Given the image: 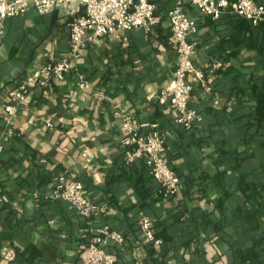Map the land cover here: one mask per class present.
<instances>
[{"label":"crops","instance_id":"1","mask_svg":"<svg viewBox=\"0 0 264 264\" xmlns=\"http://www.w3.org/2000/svg\"><path fill=\"white\" fill-rule=\"evenodd\" d=\"M152 1L159 24L149 33L134 28L85 41L47 95L30 93L12 136L1 135L7 91L67 53L71 17L61 7L44 14L29 8L4 21L0 250L13 247L16 256L7 261L0 253V264H81L77 249L102 223L127 235L126 245L107 247L117 264H264V23L233 14L214 20L184 5L198 23L188 37L192 61L211 81L210 89L198 84L191 92L200 119L183 130L160 97L176 66L166 13L177 0ZM216 61L223 65L213 67ZM115 104L165 134L164 157L181 180L175 195L158 192L143 158L127 159ZM65 170L108 204L103 216L86 219L69 203L47 199ZM146 213L163 239L155 249L138 223Z\"/></svg>","mask_w":264,"mask_h":264},{"label":"built area","instance_id":"2","mask_svg":"<svg viewBox=\"0 0 264 264\" xmlns=\"http://www.w3.org/2000/svg\"><path fill=\"white\" fill-rule=\"evenodd\" d=\"M186 3L214 20L224 14H233L249 20L254 26L264 23V5L256 0H177L167 11L169 42L176 53V66L169 85L161 90L160 97L168 101L169 108L175 113V124L183 130L191 129L193 123L200 119L198 111L189 105L191 92L198 84L210 89L208 83L211 81V77L206 78L204 70L196 67L192 61L195 43L188 37L197 31L198 23L186 13ZM54 7L63 8L71 17L68 23V51L59 60H50L43 65L38 75L26 76L8 89L7 99L1 105L3 136L15 133L18 112L28 102L33 90L38 89L47 95L52 82L65 77L71 63L80 57L85 41L111 35L119 37L120 32L134 28H142L149 33L160 22L152 0H0V38L6 19L22 16L29 8L44 14ZM212 65L218 68L223 63L216 61ZM80 85H86L85 80ZM93 95L95 98L102 96L99 91ZM112 109L121 126L120 143L125 148L127 159L143 158L149 173L158 181L160 192L166 196L175 195L180 179L164 157L166 136L158 129V124L142 123L118 104L112 105ZM86 160L89 158L86 157ZM47 199L63 200L80 216L90 220L107 212V206L96 202L78 175L71 171H62L57 176ZM138 223L143 241L158 245L160 239L154 235L152 219L141 214ZM126 241L127 237L121 231L100 224L90 231L86 241L77 249L78 258L81 264H117L115 253L107 250V247L124 246ZM0 253L1 258L7 261L16 256L15 249L8 246L2 247Z\"/></svg>","mask_w":264,"mask_h":264},{"label":"trees","instance_id":"3","mask_svg":"<svg viewBox=\"0 0 264 264\" xmlns=\"http://www.w3.org/2000/svg\"><path fill=\"white\" fill-rule=\"evenodd\" d=\"M243 19H245V18H243ZM247 20V19H246ZM251 23V22H250ZM261 24H263V23H261ZM260 25V24H259ZM195 123V122H194ZM194 123H193V126H194ZM2 126H3V122H2ZM193 126H192V128H193ZM177 128H179L178 126H177ZM191 128V129H192ZM180 129V128H179ZM190 130V129H189ZM145 163V162H144ZM146 165V164H145ZM170 166V165H169ZM146 167H147V169H148V166L146 165ZM171 167V166H170ZM172 168V167H171ZM173 169V168H172ZM174 170V169H173ZM175 171V170H174ZM148 172H149V169H148ZM176 172V171H175ZM177 173V172H176ZM151 175V174H150ZM177 175H178V173H177ZM179 176V175H178ZM81 179V178H80ZM179 179H180V177H179ZM180 183H181V180H180ZM85 186V185H84ZM86 188V187H85ZM87 189V188H86ZM158 192L160 193V185L158 186ZM88 191V190H87ZM89 193V192H88ZM90 194V193H89ZM93 197V196H92ZM95 198V197H94ZM96 199V198H95ZM96 202H98L99 204H102V205H105V206H107V208H108V204L107 203H104V202H101V201H99L98 199H96ZM104 215V214H103ZM103 215H100V216H98V217H101V216H103ZM146 215H148L150 218H152L149 214H147L146 213ZM153 221V220H152ZM102 224H107V223H102ZM107 225H109V224H107ZM110 226V225H109ZM111 227V226H110ZM111 228H113V227H111ZM115 229V228H114ZM153 229H154V235H155V237H157V238H160V243L159 244H162L163 243V239L161 238V237H158L157 236V230H156V227L154 226V222H153ZM123 233V232H122ZM126 237H127V235L125 234V233H123ZM145 242V241H144ZM146 244L147 245H149V247H152L153 249H155L158 245H154L153 243H150V242H146Z\"/></svg>","mask_w":264,"mask_h":264}]
</instances>
